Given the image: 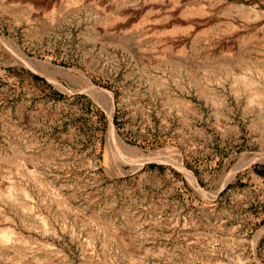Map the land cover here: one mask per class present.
Listing matches in <instances>:
<instances>
[{"label":"rangeland","instance_id":"1","mask_svg":"<svg viewBox=\"0 0 264 264\" xmlns=\"http://www.w3.org/2000/svg\"><path fill=\"white\" fill-rule=\"evenodd\" d=\"M0 264H264V0H0Z\"/></svg>","mask_w":264,"mask_h":264},{"label":"bare ground","instance_id":"2","mask_svg":"<svg viewBox=\"0 0 264 264\" xmlns=\"http://www.w3.org/2000/svg\"><path fill=\"white\" fill-rule=\"evenodd\" d=\"M28 63H29V61H28ZM31 63V62H30ZM24 191V190H23ZM11 194V193H10ZM23 194L25 195V192H23ZM10 198V197H9ZM24 206V205H23ZM15 233V232H14ZM3 237H4V235H3ZM5 238V237H4ZM6 239V238H5ZM5 241H7V239L5 240Z\"/></svg>","mask_w":264,"mask_h":264}]
</instances>
